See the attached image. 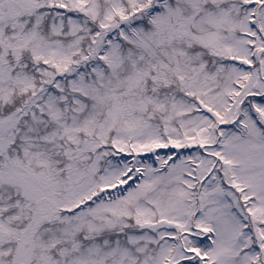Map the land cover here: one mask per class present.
Instances as JSON below:
<instances>
[{
  "label": "snow or ice",
  "instance_id": "6c2138e0",
  "mask_svg": "<svg viewBox=\"0 0 264 264\" xmlns=\"http://www.w3.org/2000/svg\"><path fill=\"white\" fill-rule=\"evenodd\" d=\"M0 264H264V0H0Z\"/></svg>",
  "mask_w": 264,
  "mask_h": 264
}]
</instances>
